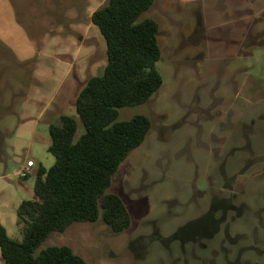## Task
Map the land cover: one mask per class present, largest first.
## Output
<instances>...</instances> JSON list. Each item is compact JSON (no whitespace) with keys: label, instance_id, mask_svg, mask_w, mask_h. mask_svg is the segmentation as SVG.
<instances>
[{"label":"rangeland","instance_id":"obj_1","mask_svg":"<svg viewBox=\"0 0 264 264\" xmlns=\"http://www.w3.org/2000/svg\"><path fill=\"white\" fill-rule=\"evenodd\" d=\"M107 1L0 0V225L12 239L36 171L55 164L49 127L77 118L81 90L104 73L106 42L89 20ZM147 18L159 25L162 86L118 110L151 130L108 190L132 225L74 223L36 255L67 246L88 264H264V0H155Z\"/></svg>","mask_w":264,"mask_h":264},{"label":"trees","instance_id":"obj_2","mask_svg":"<svg viewBox=\"0 0 264 264\" xmlns=\"http://www.w3.org/2000/svg\"><path fill=\"white\" fill-rule=\"evenodd\" d=\"M154 1L108 0L93 13L92 24L106 42L104 73L91 77L81 90L77 118L63 115L49 127L48 152L55 164L36 171L34 199L17 209L22 240L9 237L0 225L3 264H88L67 246L36 252L52 232L63 233L74 223L101 219L114 234L131 227L122 198L108 190L121 164L151 130L144 115L117 121L118 110L145 104L162 86L156 66L159 25L154 19L139 20Z\"/></svg>","mask_w":264,"mask_h":264},{"label":"built area","instance_id":"obj_3","mask_svg":"<svg viewBox=\"0 0 264 264\" xmlns=\"http://www.w3.org/2000/svg\"><path fill=\"white\" fill-rule=\"evenodd\" d=\"M33 167H34V163L32 161H28L26 163V167L18 172V176L25 178Z\"/></svg>","mask_w":264,"mask_h":264},{"label":"crops","instance_id":"obj_4","mask_svg":"<svg viewBox=\"0 0 264 264\" xmlns=\"http://www.w3.org/2000/svg\"><path fill=\"white\" fill-rule=\"evenodd\" d=\"M99 8H100V7H99ZM92 15H93V14H92ZM91 17H92V16H91ZM89 21L92 23V19H91V18H90V20H89ZM32 169H33V168H32ZM32 169H31V170H32Z\"/></svg>","mask_w":264,"mask_h":264}]
</instances>
